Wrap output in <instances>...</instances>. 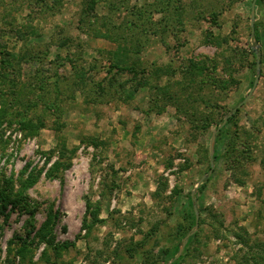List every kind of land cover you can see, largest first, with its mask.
I'll list each match as a JSON object with an SVG mask.
<instances>
[{
  "label": "rangeland",
  "instance_id": "obj_1",
  "mask_svg": "<svg viewBox=\"0 0 264 264\" xmlns=\"http://www.w3.org/2000/svg\"><path fill=\"white\" fill-rule=\"evenodd\" d=\"M253 2L0 0V192L40 175L28 204L0 206V264L259 262L264 0L254 32ZM128 51L148 73L113 65ZM50 214L54 247L37 237Z\"/></svg>",
  "mask_w": 264,
  "mask_h": 264
},
{
  "label": "trees",
  "instance_id": "obj_2",
  "mask_svg": "<svg viewBox=\"0 0 264 264\" xmlns=\"http://www.w3.org/2000/svg\"><path fill=\"white\" fill-rule=\"evenodd\" d=\"M122 58L123 59H121V61H118L117 63H113V65L115 64L114 66L117 67L118 69H120L122 71L125 70L129 73H132L136 77H138V76L140 77L143 74L148 73V70L145 67L140 68V66L143 65V62L142 61L140 62V60L138 58L134 59V55L131 51H128V53H125V55ZM127 63H128V65H126ZM99 91H104V87H102L101 90H99ZM238 111H239V109H237L236 112H238ZM36 123L38 124L39 127L44 126V122L41 119L40 120L38 119V121ZM34 124H35L34 120L21 121L22 129L31 130L34 128V126H35ZM218 131L220 132L221 129H219ZM58 168H59V165L58 164L55 165L53 167L52 172L51 171L49 172L48 176L54 177L57 174ZM39 176H40L39 174L38 175H31V176L27 177V179H22L20 181L21 182V184H20L21 190L17 194L14 195V198H12L10 196L11 192H0V206L2 204V207L5 208L8 204H12L15 208H18V207L21 208V206L28 204L26 201L27 199L24 196V191L27 189V187L32 186L38 180ZM202 187H203V184H202ZM4 191H7V190H4ZM52 223H53V217L50 214V216H48L47 220L43 224L42 228L37 232V237L39 238L40 241L46 242L48 245L54 247L56 245H54L53 239L50 236V234H51V228L50 227H51ZM21 254L23 255V253H21ZM254 258H256V257L254 256ZM258 260H259V262L257 264H264V256H259Z\"/></svg>",
  "mask_w": 264,
  "mask_h": 264
},
{
  "label": "water",
  "instance_id": "obj_3",
  "mask_svg": "<svg viewBox=\"0 0 264 264\" xmlns=\"http://www.w3.org/2000/svg\"><path fill=\"white\" fill-rule=\"evenodd\" d=\"M255 10H256V0H254V2H253V4H252V30H253V32H254V30H255V27H254ZM254 51H255L256 56H257V66H258V68H260V56H259L260 54H259L257 48H254ZM259 79H260V77H259V75H257L256 78H255V81H254V83H253V86H252V88H251V91H250L249 94L244 98V100H243V101H242V102H241L236 108H234L233 112H236L237 109H238L239 107H241V105H242L244 102L248 101V100L251 98L253 92L255 91V89H256L257 86H258ZM227 120H228V118H225L224 121H223V123H222V125H225V123L227 122ZM222 125L219 126L218 130L222 127ZM216 138H217V131H215V132L213 133V135H212V139H211V158H212V163H213V152H214V145H215V142H216ZM203 179H204V177L200 180L199 184L202 183ZM181 251H182V249H180V252H181Z\"/></svg>",
  "mask_w": 264,
  "mask_h": 264
}]
</instances>
